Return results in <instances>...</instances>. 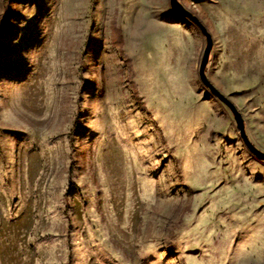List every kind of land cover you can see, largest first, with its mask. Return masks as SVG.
I'll return each instance as SVG.
<instances>
[{
  "label": "rangeland",
  "instance_id": "obj_1",
  "mask_svg": "<svg viewBox=\"0 0 264 264\" xmlns=\"http://www.w3.org/2000/svg\"><path fill=\"white\" fill-rule=\"evenodd\" d=\"M264 152V0H179ZM169 0H0V264H264V162L198 79Z\"/></svg>",
  "mask_w": 264,
  "mask_h": 264
},
{
  "label": "water",
  "instance_id": "obj_2",
  "mask_svg": "<svg viewBox=\"0 0 264 264\" xmlns=\"http://www.w3.org/2000/svg\"><path fill=\"white\" fill-rule=\"evenodd\" d=\"M169 7L171 11L180 17L186 18L192 23L196 25V27L200 30L202 36L205 39V47L202 53L201 60L199 62L198 67V79L200 83L208 89L211 95H213L219 102L223 103L232 113L233 119L239 133V137L245 147V149L260 162H264V152L257 149L248 139L245 133V124L243 118L241 117L240 113L237 111L235 106L226 98L224 97L207 79L205 74V69L209 60L210 52L213 48V43L209 33L207 32L206 28L203 24L199 21V19L194 16L190 11L185 9V7L181 4L179 0H169Z\"/></svg>",
  "mask_w": 264,
  "mask_h": 264
}]
</instances>
